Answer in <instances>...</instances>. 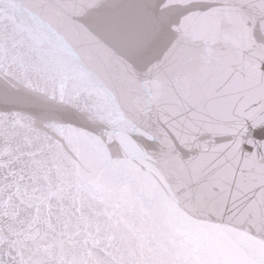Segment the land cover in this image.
Returning <instances> with one entry per match:
<instances>
[{"label":"snow or ice","instance_id":"snow-or-ice-1","mask_svg":"<svg viewBox=\"0 0 264 264\" xmlns=\"http://www.w3.org/2000/svg\"><path fill=\"white\" fill-rule=\"evenodd\" d=\"M0 264H264V0H0Z\"/></svg>","mask_w":264,"mask_h":264}]
</instances>
